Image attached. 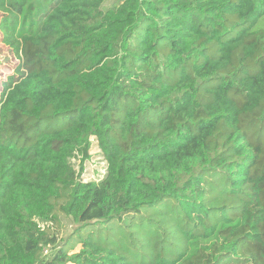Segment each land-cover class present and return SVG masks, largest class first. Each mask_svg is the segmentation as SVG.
Returning a JSON list of instances; mask_svg holds the SVG:
<instances>
[{
  "label": "trees",
  "instance_id": "trees-1",
  "mask_svg": "<svg viewBox=\"0 0 264 264\" xmlns=\"http://www.w3.org/2000/svg\"><path fill=\"white\" fill-rule=\"evenodd\" d=\"M106 1L0 0V264H264V0Z\"/></svg>",
  "mask_w": 264,
  "mask_h": 264
},
{
  "label": "rangeland",
  "instance_id": "rangeland-1",
  "mask_svg": "<svg viewBox=\"0 0 264 264\" xmlns=\"http://www.w3.org/2000/svg\"><path fill=\"white\" fill-rule=\"evenodd\" d=\"M112 1L114 0H107L106 4H109ZM13 62V57L8 53L7 49L0 42V80L5 76L6 73L10 72V68ZM90 153L91 157L84 165L83 178L85 180L97 178L102 173V169L105 167V162L102 159L99 150L95 145V142H93L91 146ZM73 228L74 226L71 224V221L68 219H64L61 238H66ZM46 253L47 255L49 254L47 251Z\"/></svg>",
  "mask_w": 264,
  "mask_h": 264
}]
</instances>
